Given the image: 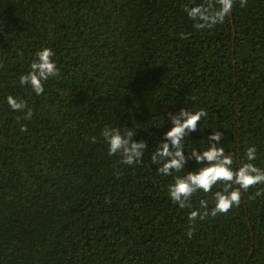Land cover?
Returning <instances> with one entry per match:
<instances>
[{
	"label": "trees",
	"instance_id": "1",
	"mask_svg": "<svg viewBox=\"0 0 264 264\" xmlns=\"http://www.w3.org/2000/svg\"><path fill=\"white\" fill-rule=\"evenodd\" d=\"M197 5L220 0H0V264H264V183L216 215L224 182L183 208L169 197L212 144L233 169L255 146L264 169V0L215 24ZM45 47L59 73L37 95L20 77ZM182 110L207 115L166 174L157 149ZM107 128L144 143L136 163L109 154Z\"/></svg>",
	"mask_w": 264,
	"mask_h": 264
},
{
	"label": "clouds",
	"instance_id": "2",
	"mask_svg": "<svg viewBox=\"0 0 264 264\" xmlns=\"http://www.w3.org/2000/svg\"><path fill=\"white\" fill-rule=\"evenodd\" d=\"M234 0H220V9L214 14H210L208 8L203 5H197L195 7L187 8L188 15L193 19H200L204 23L215 24L222 22L227 14L232 10ZM245 3V0H241V5ZM204 24H198L197 27H203ZM55 53L50 48H43L35 53V58L30 64V71L21 75L20 84L30 85L32 90L40 95L44 92V81H47L50 77L56 76L59 73V69L53 59ZM9 106L13 110H21L26 107L22 101H18L15 97L9 96L7 98ZM207 113L204 110L195 112H189L182 110L180 115L172 118L173 127L166 133V137L171 141L169 143L164 142L160 148L157 149V153L161 157H169L163 162L160 172L169 173L171 169L179 170L183 168L186 163V157L183 151L182 139L185 135V131H194L198 127V121L202 116H206ZM28 116H31V110H29ZM105 138L109 154L114 155L122 150V162L128 165L136 163V158L141 156L139 149L145 147L143 142H132L129 144V138L121 135L118 129L107 128L102 133ZM132 135L128 133V137ZM221 133L216 132L210 136L213 141H219L221 139ZM170 147L174 148V151H170ZM192 156L196 161L204 166L199 167L195 171H190L185 176H177L174 183L168 186V193L171 200L178 203L181 208L186 206L188 198L198 190L209 192L213 186H219V182L223 183V191H216L214 193L215 204L211 208V215L217 213L227 212L233 205L240 203V189H248L254 184L264 183V169H261L251 163L257 156V150L255 146H250L246 152V158L248 163H243L237 169H233V157L230 154H226L223 147H218L216 144H212L203 152L192 151ZM156 156H153V160ZM238 185L233 189L232 185ZM231 189V190H230ZM201 207L205 209V213L208 212V204L206 201H201ZM200 215L198 210H194L190 213V220H194ZM202 218V217H201ZM191 231L188 235L191 236Z\"/></svg>",
	"mask_w": 264,
	"mask_h": 264
}]
</instances>
